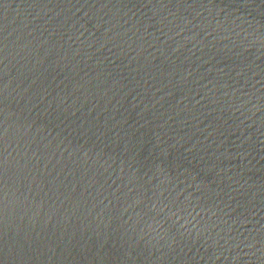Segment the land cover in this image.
Listing matches in <instances>:
<instances>
[{
	"label": "water",
	"instance_id": "1",
	"mask_svg": "<svg viewBox=\"0 0 264 264\" xmlns=\"http://www.w3.org/2000/svg\"><path fill=\"white\" fill-rule=\"evenodd\" d=\"M0 264H264V0H0Z\"/></svg>",
	"mask_w": 264,
	"mask_h": 264
}]
</instances>
